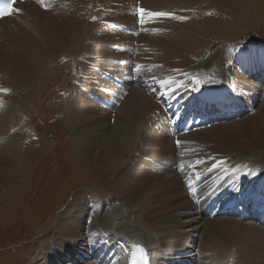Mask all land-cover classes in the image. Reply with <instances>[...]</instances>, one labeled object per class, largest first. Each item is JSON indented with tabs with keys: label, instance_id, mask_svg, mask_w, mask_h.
<instances>
[{
	"label": "bare ground",
	"instance_id": "6f19581e",
	"mask_svg": "<svg viewBox=\"0 0 264 264\" xmlns=\"http://www.w3.org/2000/svg\"><path fill=\"white\" fill-rule=\"evenodd\" d=\"M135 1L139 8L141 28L137 38L133 39L112 29L110 24L134 25V17L128 16L127 13ZM212 1L46 0L41 6L28 2L17 4L12 8L11 15L0 21L4 24L3 22L19 11L17 19L22 24H29L33 32H37L33 35L16 23L14 28L17 31H14L11 25L2 27L1 31L6 36L9 48H13L9 51L0 44V64H5V68L2 67L0 70L2 72H12L27 78L39 76L38 73L42 72L48 59L58 56L65 48L78 46L81 48L78 50L85 52L84 61L90 62V72L87 74L88 77H85V67L82 72L75 70L73 78L75 75L80 76L76 77L75 82L82 78L92 79L90 95L100 96L99 89L107 84L102 79L100 71L118 75L116 73L118 70H130L126 66H120L122 63L133 61L132 67L134 66V71L139 74L135 76V82L137 78L143 80V83L138 82L128 90L129 94L118 108H113L114 111H111L114 113L113 125L109 124L112 117L110 113L92 101L87 102L90 106L83 105L82 102L86 99L85 91L73 87L80 93L79 101L72 104L73 112L67 111L71 130H75L81 136L76 141L77 153L85 157L84 162L89 165L90 172H95L98 179L112 184L116 192L111 197L105 196L106 194L102 192L98 194L101 206L95 204L90 208H95L96 212L99 209L98 216L96 212L90 211L86 214L81 209L68 222H64L65 228H59L53 247L44 250L43 254L47 255V259L44 258L43 264H60L63 253L72 242L78 243L80 247L84 234L88 235L90 244L92 239L101 237L102 234L107 235L106 248L111 247L117 253L113 264H126L129 245L134 242L148 249L152 264L173 263L178 259L195 263L192 261L195 258L191 255L192 240L186 233L180 236L177 234H180L178 230L187 231L190 228L194 235L199 236L201 230L207 228L203 211L200 215L193 211L195 208L192 204L184 202L168 211L169 219L164 225H157L150 220L155 214L151 209L157 202L159 192L184 190L177 174L160 167L172 166L171 159L175 156V149L167 137L166 130L157 133L153 128L156 121L152 114L159 110L155 102L159 100L160 104L170 103L179 95L185 102L201 103L209 91L213 92L220 87H223L226 93L236 92L237 100L241 101L244 100L242 93H246L250 97L247 101L251 105L259 101L264 102V94L259 91L261 87H255L245 77L249 69L252 73L250 75H255L258 79L264 75V47L256 49L249 46L246 51L234 49L232 44L219 48L209 47L207 41L201 40L206 37L204 34L206 30L199 27V22L195 19L191 21L192 15L203 3L204 7H207ZM218 1L221 3V0ZM98 4H101L102 11L94 14ZM250 11L253 13V10ZM156 13L166 15H155ZM95 17L102 18L101 22L91 24L90 20ZM132 42L136 43L137 48L134 59H128L127 56L119 55L112 50L113 47L122 48ZM75 64L80 65L78 61ZM146 72L148 76L142 77ZM71 89L70 87V91ZM259 98L261 100L254 103V100ZM72 105L68 106L73 107ZM261 109L263 115H260V124L264 120V105H261ZM4 110L2 108L0 110V139H3L0 152L9 150L10 153L13 149V138L7 137L6 133H12L13 121L8 111ZM97 112L98 115L91 117ZM249 119L238 126L221 125L216 126L212 132L204 129L179 137L177 142L183 159L180 163L186 165L185 175L194 174L204 162L209 161L210 156L214 157L212 160L218 162L207 169L215 170L214 166L217 165L227 172L245 169L249 157L239 152L236 146L250 147L257 151H260L259 146H264V123L258 129L252 127ZM214 139L227 141L224 145L229 147L222 149L228 151L227 155L222 156L224 152L219 154L213 151L207 153L209 156L199 154V147L204 145L205 141L214 142ZM131 153H137L138 156L130 157ZM263 154L264 150H261L251 155L254 160L262 161ZM11 158L12 155L9 154V159ZM9 161L12 166L17 162L15 154L13 160ZM3 170L0 184L3 189L10 192L19 179L16 177L18 171L15 173L13 169L7 167H3ZM254 171L255 175L258 174V182L264 181V165L258 166ZM213 172L204 179L210 180L214 185L220 178L212 175ZM182 199L185 201L184 197ZM155 215L156 220L162 221L161 216ZM85 216L86 219L89 218V226L84 225ZM127 219L136 222V233L123 239L122 229L126 226ZM256 224L253 222L251 227H248L247 223L224 221L221 228L231 233L229 236L242 239L246 248L264 252V229L257 227ZM158 230L168 232L167 240L154 238ZM174 241L180 242L176 244Z\"/></svg>",
	"mask_w": 264,
	"mask_h": 264
},
{
	"label": "rangeland",
	"instance_id": "374dc122",
	"mask_svg": "<svg viewBox=\"0 0 264 264\" xmlns=\"http://www.w3.org/2000/svg\"><path fill=\"white\" fill-rule=\"evenodd\" d=\"M139 3L141 2L139 1ZM100 5L97 6L100 7ZM250 10L255 12L254 16ZM263 13L264 0H221V3L213 0L207 7H204L203 3L200 9L192 15L191 21L195 19L199 22V27L206 30L204 34L207 38L203 37L201 40L207 41L209 47L216 46L219 48L222 45L232 44L234 49L246 50L251 45L252 48L260 49L264 47ZM18 14L19 11H16L12 18L3 22L4 24L0 23V44H3L4 48L9 51L13 48H9L6 36L1 31L2 27L11 25L13 30L17 31L14 28V23H16L23 30L30 31L33 35L37 34V32H33L29 24H22L17 19ZM92 22L95 24L94 19L90 20L91 24H93ZM78 49L81 48L78 46L65 48L58 56L48 59L42 72L38 73L39 76L27 78L12 72L0 71V89L7 90V92L0 91V107L2 110L8 111L13 121L11 123L12 133H6L7 137L12 136L13 138V149L10 153L9 150L0 152V177L3 175V167H7L13 169L15 173L18 171L16 177L19 178L15 183V188L10 192L3 189L0 184V264H43L44 258L47 259V255L43 252L46 248L53 247L54 238H56L59 228H65L64 222H68L81 209L86 214L92 210L96 212V209L90 208L95 204L101 206L100 195L98 194L104 193L105 196L109 197L115 195L114 186L105 180L98 179L95 172L91 173L89 165L84 162L85 157L83 158L79 152L77 153L76 141L81 136L75 130H71L70 121H68V119L70 120L68 114L74 109L72 104L78 103L80 95L73 87L80 88V91H84L81 87L91 89L90 82L92 79L82 78L79 82H75L74 80L80 76L75 75L73 78L75 70L82 72L85 67V77H88L87 74L90 72V62H85L83 58L84 50ZM68 58L71 60L64 63L63 61ZM76 61L80 65H76ZM2 67L5 68L4 63L0 64V70ZM247 79L255 87H261L259 91L264 94V82L262 80L258 82L259 79L255 75ZM139 83H143V80L141 79ZM70 87L72 88L71 91ZM88 96H90V91ZM88 96L85 94L86 99L82 102L85 106H90L87 103L91 101ZM256 100L259 101L261 98L255 99L254 103ZM261 105H264V102L259 101L254 104L251 111L238 119L220 123L205 130L212 132L215 131L216 126L221 125L238 126L248 118H250L249 123H252V127L260 129L259 127H262V123H264V120L261 121V124L259 123L260 115H263ZM96 115L98 112L91 117ZM113 115L114 113L111 114L113 120L111 121L110 118V125L114 123ZM109 124L107 123V125ZM31 128L37 132L36 139ZM27 133L30 138L27 137ZM224 139H221L222 141L214 139V142L213 140L205 141L204 145L199 147V154L209 156L207 153L213 151L219 154L224 152L222 156L227 155V150L222 151L223 147H229L224 145L227 143ZM236 148L249 157L246 168L241 171L227 172L217 165L214 166L216 168L212 175L218 176L220 180L224 178L233 180L236 188L242 185H260L263 180L258 182V174L255 175L254 169L264 165V159L262 161L254 160L251 154L264 150V146H259L260 151L241 145H237ZM13 153L17 161L14 164H17L16 168L9 161L13 160ZM9 154L12 155L11 159H9ZM131 154L130 157L138 156L137 153ZM212 158L214 157L210 156L209 161L204 162L205 167H211L218 162ZM19 164L20 166H18ZM233 173L238 176L236 179L232 177ZM248 181L250 182L248 183ZM158 194L160 195L151 211L161 216L162 221L156 220L155 214L150 218L157 225H164L168 221L167 213L176 205L184 202L191 204L183 189L164 190ZM183 197L185 201L182 199ZM161 200L164 202H160ZM193 211H197L200 215L202 213V210L198 211L196 208ZM99 214L98 209L96 216ZM88 219L86 216L84 217L85 226L90 222ZM204 221L207 228H203L199 236L194 235L190 228L187 231L178 230L180 234H177L180 236L186 233L192 240L190 246L191 255L195 258L192 260L195 262L194 264H264V252L246 248L242 239L229 236L231 233L221 228L224 221L247 223L248 227H251L253 222H241L226 217L205 218ZM125 222L126 226L122 229L124 239L136 233V222L129 219ZM257 227L262 228L258 225ZM168 235V232L158 230L155 232L154 238L164 241L167 240ZM87 237V234L83 235L80 247L78 243L70 242V247L68 246L69 248L63 253L60 264H72L76 260L75 257L79 256V250L85 248L86 243L91 245ZM174 242L179 244L180 241Z\"/></svg>",
	"mask_w": 264,
	"mask_h": 264
},
{
	"label": "snow or ice",
	"instance_id": "6c2138e0",
	"mask_svg": "<svg viewBox=\"0 0 264 264\" xmlns=\"http://www.w3.org/2000/svg\"><path fill=\"white\" fill-rule=\"evenodd\" d=\"M38 2H39V0H38ZM4 14H7V13L0 12V15H4ZM155 15H166V14L156 13ZM0 91L7 92L6 89H0ZM133 247L136 249L137 253L139 254V259L133 258L131 260V264H148L147 255H146L144 249L139 245H134Z\"/></svg>",
	"mask_w": 264,
	"mask_h": 264
}]
</instances>
